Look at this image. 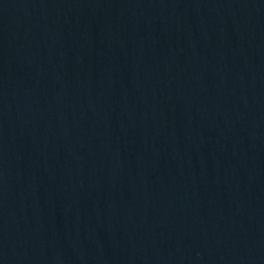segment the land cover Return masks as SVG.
Listing matches in <instances>:
<instances>
[{
	"label": "water",
	"instance_id": "obj_1",
	"mask_svg": "<svg viewBox=\"0 0 264 264\" xmlns=\"http://www.w3.org/2000/svg\"><path fill=\"white\" fill-rule=\"evenodd\" d=\"M264 126V0H0V264H130Z\"/></svg>",
	"mask_w": 264,
	"mask_h": 264
}]
</instances>
